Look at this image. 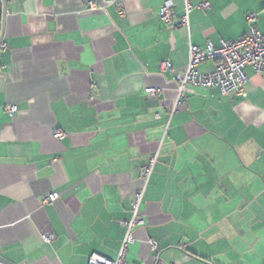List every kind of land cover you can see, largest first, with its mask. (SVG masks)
<instances>
[{
	"label": "crops",
	"instance_id": "obj_1",
	"mask_svg": "<svg viewBox=\"0 0 264 264\" xmlns=\"http://www.w3.org/2000/svg\"><path fill=\"white\" fill-rule=\"evenodd\" d=\"M190 3L183 25L184 0H0V264L115 259L153 153L125 264H264V70L245 96L189 84L168 113L190 45L243 36L250 13L264 34V0Z\"/></svg>",
	"mask_w": 264,
	"mask_h": 264
},
{
	"label": "built area",
	"instance_id": "obj_2",
	"mask_svg": "<svg viewBox=\"0 0 264 264\" xmlns=\"http://www.w3.org/2000/svg\"><path fill=\"white\" fill-rule=\"evenodd\" d=\"M185 1V15L181 23L188 25V13L193 7L190 0ZM94 5H91L93 8ZM201 8H207L208 3L203 2L198 5ZM172 6L165 3L159 12V18L164 25L171 23ZM257 15L250 13L246 16L248 23V30L246 33L231 41H222L218 47L206 45L201 48L195 45H190L188 63L185 70L177 75L178 80V94L177 99L171 107L168 108V113L172 116L177 107L181 104L183 98V91L189 84L201 85L204 87L215 86L219 89L222 95L227 94H240L245 96L244 87L248 81L245 69L250 66L256 73H261L264 70V34L257 30L254 23ZM213 60L215 66L213 71L207 74L198 72L197 67L204 61ZM167 66V65H166ZM160 92V89L150 88L149 94L155 97ZM16 107L8 105L6 111L8 114L13 115ZM52 136L57 140L65 138V133L58 130H53ZM158 154L153 153L148 163L139 171V176L143 179L142 187L134 193L131 203V218L123 222L124 232L122 245L118 251L115 259H109L98 253H92L88 257L87 264H125L124 257L126 247L133 242L132 231L133 229L143 223V218L140 212V204L145 192V188L149 182ZM57 193H52L43 198V203H51L58 199ZM45 242H50L53 235L45 233L42 235ZM151 250L157 252L158 245L153 239L148 241ZM163 264V263H157Z\"/></svg>",
	"mask_w": 264,
	"mask_h": 264
},
{
	"label": "water",
	"instance_id": "obj_3",
	"mask_svg": "<svg viewBox=\"0 0 264 264\" xmlns=\"http://www.w3.org/2000/svg\"><path fill=\"white\" fill-rule=\"evenodd\" d=\"M1 42H2V38L0 37V44H1Z\"/></svg>",
	"mask_w": 264,
	"mask_h": 264
}]
</instances>
